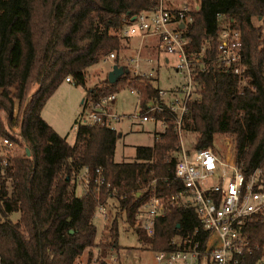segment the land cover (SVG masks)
Returning a JSON list of instances; mask_svg holds the SVG:
<instances>
[{"label":"trees","instance_id":"trees-1","mask_svg":"<svg viewBox=\"0 0 264 264\" xmlns=\"http://www.w3.org/2000/svg\"><path fill=\"white\" fill-rule=\"evenodd\" d=\"M159 1L0 0V264H78L86 252L87 264H107L113 254L126 264L120 256V220L155 252H171L177 235L199 225L194 209L176 208L158 220L153 236L136 227L155 181L161 194L179 190L174 176L181 149L173 122L155 135L153 146L138 147L134 160L118 163L121 134L116 129L79 118L72 145L42 117L67 79L86 87L88 69L110 54L116 56L113 66L129 74L115 84L107 79L88 89L83 110L129 87L139 93V107L146 111L162 88L157 78L133 76L130 41L120 31L123 20L154 12ZM182 1L193 9L184 33L191 40L188 51H204L208 62L197 71L202 97L189 104L183 129L201 133L198 147L217 153L222 137L230 136L238 168L247 177L257 170L264 175V0ZM219 14L241 30L244 82L217 62ZM12 84H17L16 99ZM5 138L13 147H2ZM85 169L91 173L87 191L78 183ZM97 169L103 170L110 190L98 192ZM112 199L119 211L106 240L97 243L99 202L107 205ZM247 230L252 253L240 264H264V217L249 220Z\"/></svg>","mask_w":264,"mask_h":264},{"label":"built area","instance_id":"built-area-1","mask_svg":"<svg viewBox=\"0 0 264 264\" xmlns=\"http://www.w3.org/2000/svg\"><path fill=\"white\" fill-rule=\"evenodd\" d=\"M192 12L189 5L175 8L167 0H160L154 12H144L134 20H123L120 31V35L126 38L137 34L143 38H156L158 51L175 58V69L182 76V83L177 88L160 90L159 98L153 100L146 111L136 115L141 122L155 123L163 131L169 120L173 122L181 149L174 176L180 184L179 190L161 194L155 181L148 202L137 213L136 227L153 236L158 220L173 209H194L199 225L193 231L177 235L171 242V252L152 251L153 264H240L247 254L252 253L247 222L256 216L264 217V175L262 170H257L251 176H245L237 166L231 141L224 143L225 154L217 153L212 148H199L201 136H191L192 132L183 129L189 104L202 97L201 86L196 80L197 71L208 63L203 59L204 51H188L191 40L184 33L193 20ZM218 20L221 31L217 62L244 82L241 30L234 20L222 14L218 15ZM115 58V54H110L103 61L114 64ZM143 62L152 63L153 59L144 57L142 50L129 57L128 65L133 76L155 78L153 72L143 69ZM131 93L139 97L134 89ZM116 100L115 94L106 96L89 110H83L79 118L87 125L115 130L114 124L121 117L114 109ZM2 147L11 148L13 143L5 138ZM95 172L98 192L102 187L110 190L112 186L107 183L103 170ZM79 178L87 191L91 181L89 169H85ZM115 193L116 190L112 194ZM98 211L107 213L106 204L99 202ZM106 263L120 264L117 254L106 259Z\"/></svg>","mask_w":264,"mask_h":264},{"label":"rangeland","instance_id":"rangeland-1","mask_svg":"<svg viewBox=\"0 0 264 264\" xmlns=\"http://www.w3.org/2000/svg\"><path fill=\"white\" fill-rule=\"evenodd\" d=\"M134 49L128 54L134 56ZM133 53V54H132ZM171 57V63L164 64L161 69L153 68L155 77L159 78V86L162 89H169L173 85L182 83V76L175 69V58ZM105 58V57H104ZM102 62L89 68L87 72L86 87L76 86L73 83L64 82L46 106L43 109V119L61 136L66 137L70 144L75 143L76 138V120L79 119V113L83 108L87 97L88 89L93 88L96 84L104 82L108 79L109 73L113 69V63ZM132 71V69H131ZM158 73V75L156 74ZM133 74V72H132ZM132 88L129 87L120 91L117 100L114 104L115 111L121 115L120 120L115 123V127L121 137L117 143L115 160L118 163L129 162L135 159L136 150L138 147L153 146L155 141V131H163L161 126L152 122H141L136 115L141 111L139 107V97L131 93ZM11 95L16 99L17 84H12L10 87ZM17 111V105H16ZM15 111V113H16ZM13 133H17L14 131ZM195 139V138H194ZM231 141V137L226 135L222 137L220 144L221 153L225 154L226 149L224 143ZM189 141V137L188 140ZM24 148L18 146L17 153H23ZM79 186L82 185V180L78 179ZM81 193V189L79 190ZM108 212L100 213L97 211L94 218V224L98 230L97 243L104 242L108 235V229L117 215L118 202L112 199L106 205ZM14 219H18V215H14ZM119 244L122 247L120 256L126 264H153L152 251L146 249L140 242L137 232L126 225L123 220H120V235ZM96 251V250H95ZM88 252L78 260V264L88 263ZM263 264V263H260Z\"/></svg>","mask_w":264,"mask_h":264},{"label":"crops","instance_id":"crops-1","mask_svg":"<svg viewBox=\"0 0 264 264\" xmlns=\"http://www.w3.org/2000/svg\"><path fill=\"white\" fill-rule=\"evenodd\" d=\"M167 1L170 3V5L172 7H175V8L182 7L185 4L182 0H167ZM129 41H130L131 50L134 49L133 53H135L139 50H142L144 57H148L150 59H153L152 63H146V62L142 63V67L145 71L153 72L155 75L156 71L153 68H157V70H158V69H161V67L164 66V64L171 63V57L169 55L161 54L158 51L156 38H151V37L150 38H143L140 34H137V35L129 38ZM177 73H179V72H177ZM156 74L158 75V73H156ZM155 78H157V77H155ZM158 81H159V78H158ZM68 83L71 84V82H68ZM180 84L173 85L171 88L164 89V90H168V91L173 90L176 87H178ZM82 111H83V108L80 111L79 115L81 114ZM159 132L160 131H155L154 134L156 135ZM193 135L201 136V133L192 132L191 136H193ZM200 140H201V138H200ZM197 141H199V138Z\"/></svg>","mask_w":264,"mask_h":264},{"label":"water","instance_id":"water-1","mask_svg":"<svg viewBox=\"0 0 264 264\" xmlns=\"http://www.w3.org/2000/svg\"><path fill=\"white\" fill-rule=\"evenodd\" d=\"M181 28H184V26H181ZM125 74H129V70H126L123 66L114 65L112 71L109 73L108 80L111 84H115ZM28 155H30L29 152Z\"/></svg>","mask_w":264,"mask_h":264}]
</instances>
